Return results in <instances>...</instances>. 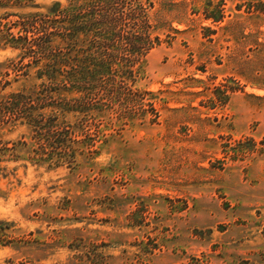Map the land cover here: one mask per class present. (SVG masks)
Masks as SVG:
<instances>
[{"label": "rangeland", "instance_id": "1", "mask_svg": "<svg viewBox=\"0 0 264 264\" xmlns=\"http://www.w3.org/2000/svg\"><path fill=\"white\" fill-rule=\"evenodd\" d=\"M57 2L95 7H0V27L47 32L53 16L16 13ZM141 6L154 46L130 68L116 53L112 77L78 91L39 77L52 59L34 41L25 53L0 47V107L20 91L48 105L39 119L56 126L49 142L2 111L0 146L33 157L67 131L80 141L73 167L3 158L0 264H264V0H112L116 29L75 32L72 11L49 49L68 70L81 56L125 50ZM65 99L76 111L55 106Z\"/></svg>", "mask_w": 264, "mask_h": 264}, {"label": "trees", "instance_id": "2", "mask_svg": "<svg viewBox=\"0 0 264 264\" xmlns=\"http://www.w3.org/2000/svg\"><path fill=\"white\" fill-rule=\"evenodd\" d=\"M33 1L34 0H0V7H24L25 4L28 5L29 2L32 3ZM85 1L86 3H91V6H95L94 9L91 8V10L87 11L88 13H83L81 7L77 5L78 3L74 5V8L70 9L69 7L63 6L60 2L55 3L45 13H16L21 17V19H40L41 23L43 21L42 17L48 20L53 16L54 18L52 19V21H54V25L47 32L38 30L37 33H34L30 29L24 28L23 25H26L27 23L21 24L22 27H20L21 29L18 33H15L12 27H8L7 29H3V27H0V47L11 46L16 49H21L22 52L25 53L24 51H27L30 41H34L35 45L37 46L35 49L33 48L34 52L38 51L41 59L43 58L42 55L48 53L49 55H51L52 59V62L45 64V66L38 65L37 68L39 77L42 78L44 76H47L49 81L51 82H56L57 80L58 82H62L64 86L63 90L71 91L76 89L78 91L81 90L84 85H93V83L96 80L98 81L99 78H103L104 81L106 77H112V61L116 58V53L120 54L122 51L126 52L124 53V55H122L123 57L120 58L130 61L131 63L128 64V67L130 68V66L132 67L136 63L140 62L144 55H146V53L149 52V50L154 46V40L152 39V32L150 30V28H152V25L150 23V19H148L149 13L143 6H141L132 15V18L135 20V31L132 37H127L128 41L125 45V50H121L122 48H118L117 50L107 51L106 54L105 50H99L96 55L88 53L89 57H79L77 67L71 70L63 69L65 63L63 60L61 61L62 58L59 55L62 52H58L57 50L52 51L51 49H49V47L58 37H61L62 27L60 26L64 23V20H66V16H69L72 11L76 12H74V18L76 20L75 32L94 28L95 25H99V27L101 25L103 26L105 32H109L110 29L114 30L117 26V24H115L112 28L109 27L110 23L108 22V18L110 17V9L108 10L104 7L106 4L111 5L112 0ZM96 7H99L98 9H101L99 10L100 12H97L98 10H96ZM98 13H102L100 18L98 17ZM121 14L124 15L123 12H121ZM121 14H119V17L115 16V22H119L118 26L122 25L123 16ZM35 23L37 24V21ZM111 34L116 35L117 33ZM119 34V36H121L120 32ZM156 39L159 40V37H156ZM36 63L38 64V62ZM41 68L43 69V71H41ZM132 70L131 72L134 73V70ZM110 80L111 82L113 81V79ZM112 83L114 84V82ZM136 94L137 93H135V95ZM111 96L113 97V93ZM9 99L10 102L1 104L2 106L0 107V113L2 111H8L11 116L15 117V119H21L29 125L39 127V129L41 130L40 132L46 130V134H44L46 135L45 140H48L49 142L54 141V138L51 137V134L54 133L56 126L52 125L50 120L42 121V119H39V115L44 117L43 110L45 109L46 105H41L39 103L40 100L27 97L20 91L12 92ZM58 102L59 103L56 104L54 102L53 104H55L56 107L63 108L62 110L76 111L74 107H71L72 99H68L67 101L65 99V101L62 100ZM49 106L53 107L52 104H49ZM46 107H48V105ZM79 110L83 111L82 109ZM33 122L35 123L33 124ZM39 124L41 125L38 126ZM61 136L63 137H61L59 141H55L54 145H51V143H43L39 148L35 150V154L33 157L18 155L16 145H14L13 147H9L8 145L0 146V164L3 161V158L9 155V157L11 158L12 156L15 161L29 158L33 163L36 164L49 163L50 166H60L67 163L69 164V166L73 167L78 160L77 158L79 154V149L76 148L74 144L80 143V141H76L71 136L69 137L68 131L65 135L62 134ZM1 170L2 168L0 167V173Z\"/></svg>", "mask_w": 264, "mask_h": 264}]
</instances>
